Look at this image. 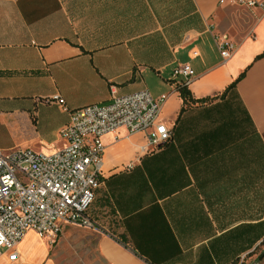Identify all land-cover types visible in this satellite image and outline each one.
Wrapping results in <instances>:
<instances>
[{
  "label": "crops",
  "instance_id": "crops-1",
  "mask_svg": "<svg viewBox=\"0 0 264 264\" xmlns=\"http://www.w3.org/2000/svg\"><path fill=\"white\" fill-rule=\"evenodd\" d=\"M222 35L234 44L227 59L214 43ZM182 65L188 81L173 76ZM139 91L166 96L170 142L140 154L145 134L104 135L94 228L77 239L63 226L54 243L27 232L18 260L0 264L259 263L264 12L231 0H0V123L26 149L63 148L69 116L54 96L72 111Z\"/></svg>",
  "mask_w": 264,
  "mask_h": 264
},
{
  "label": "built area",
  "instance_id": "built-area-1",
  "mask_svg": "<svg viewBox=\"0 0 264 264\" xmlns=\"http://www.w3.org/2000/svg\"><path fill=\"white\" fill-rule=\"evenodd\" d=\"M231 5L264 12L260 0H231ZM214 43L220 56L229 58L234 44L224 35L214 36ZM193 75L189 65L173 70L174 77L186 81ZM52 99L69 116L59 132L63 148L53 154L0 151V256L8 263L18 260L17 247L27 232L54 243L64 225L94 228L87 211L100 185L104 135L119 128L130 135L145 134L140 154L158 150L172 137L170 128L159 122L166 96L153 99L147 91L126 96L112 93L107 104L72 111L58 96Z\"/></svg>",
  "mask_w": 264,
  "mask_h": 264
},
{
  "label": "rangeland",
  "instance_id": "rangeland-1",
  "mask_svg": "<svg viewBox=\"0 0 264 264\" xmlns=\"http://www.w3.org/2000/svg\"><path fill=\"white\" fill-rule=\"evenodd\" d=\"M19 131L16 130L14 127L8 125V124H3V123H0V141L2 142L3 144V147L5 149H9V150H13V149H18V150H24L26 149V146L25 144H23V139L22 137H19ZM64 226H67V225H64ZM74 228V232H75V236L74 238H77V239H81V236H82V232L80 231V228L77 227V226H72ZM66 229L62 227V232ZM61 232V233H62ZM58 240V239H57ZM56 240V241H57ZM73 244V242H72ZM60 246V244L58 243L56 245V248H58ZM75 247V245L73 244L72 246V253L73 255H75V253L77 252V248ZM264 263V259L259 262V263H255V264H263Z\"/></svg>",
  "mask_w": 264,
  "mask_h": 264
},
{
  "label": "trees",
  "instance_id": "trees-1",
  "mask_svg": "<svg viewBox=\"0 0 264 264\" xmlns=\"http://www.w3.org/2000/svg\"><path fill=\"white\" fill-rule=\"evenodd\" d=\"M234 85H235V83L232 84L229 88H232ZM179 92H180V96H181L183 102L185 103V102L188 100L189 96H190V95H189V92H188L187 90L183 89V88H179ZM197 102H199V101H197ZM193 103H196V102L193 101ZM165 145H166V144H165ZM260 247L263 248V249L261 250V254H263V253H264V240H263L262 243L260 244ZM261 254H260V255H261Z\"/></svg>",
  "mask_w": 264,
  "mask_h": 264
},
{
  "label": "water",
  "instance_id": "water-1",
  "mask_svg": "<svg viewBox=\"0 0 264 264\" xmlns=\"http://www.w3.org/2000/svg\"><path fill=\"white\" fill-rule=\"evenodd\" d=\"M263 259H264V253L259 256L258 261L261 262Z\"/></svg>",
  "mask_w": 264,
  "mask_h": 264
},
{
  "label": "snow or ice",
  "instance_id": "snow-or-ice-1",
  "mask_svg": "<svg viewBox=\"0 0 264 264\" xmlns=\"http://www.w3.org/2000/svg\"><path fill=\"white\" fill-rule=\"evenodd\" d=\"M161 131H163V129H161ZM0 239H2V238H0Z\"/></svg>",
  "mask_w": 264,
  "mask_h": 264
}]
</instances>
